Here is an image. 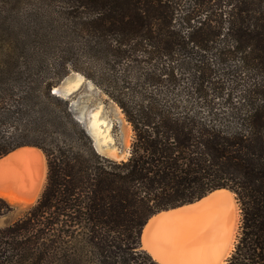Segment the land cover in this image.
Wrapping results in <instances>:
<instances>
[{
	"label": "trees",
	"instance_id": "16d2710c",
	"mask_svg": "<svg viewBox=\"0 0 264 264\" xmlns=\"http://www.w3.org/2000/svg\"><path fill=\"white\" fill-rule=\"evenodd\" d=\"M45 1L56 47L0 50V157L34 146L47 167L0 227V264H158L145 221L222 188L240 211L224 264H264V0ZM70 70L121 109L125 159L99 155L51 94Z\"/></svg>",
	"mask_w": 264,
	"mask_h": 264
},
{
	"label": "bare ground",
	"instance_id": "6f19581e",
	"mask_svg": "<svg viewBox=\"0 0 264 264\" xmlns=\"http://www.w3.org/2000/svg\"><path fill=\"white\" fill-rule=\"evenodd\" d=\"M76 81H82L81 76L67 79V92L76 88ZM90 127L98 138L109 140V125L99 111L92 113ZM45 171L40 151L1 158L0 197L14 203L33 202L41 192ZM238 217L235 196L225 190L214 191L198 202L153 216L142 248L158 264H224L233 249Z\"/></svg>",
	"mask_w": 264,
	"mask_h": 264
},
{
	"label": "rangeland",
	"instance_id": "374dc122",
	"mask_svg": "<svg viewBox=\"0 0 264 264\" xmlns=\"http://www.w3.org/2000/svg\"><path fill=\"white\" fill-rule=\"evenodd\" d=\"M49 3L45 0H0V50H4V48L6 49L11 46L18 48H34L38 49L39 52H45V50L50 52V50L54 49L53 47H56V45L53 46L51 43H46L40 37L42 33H47L48 30L44 29L53 27V4L50 3V5ZM45 10L49 16L45 15L46 19L42 21ZM3 60L4 59H0V61ZM77 76H81L82 81H76L78 85L76 88L70 89L69 93L71 94L66 100L75 102V109L79 110L82 108L87 118H89L93 112L99 111L100 117L109 125V140L104 141L108 146L107 149H111L119 155L124 156L125 159L128 155L132 140V129L130 124L126 121L121 109L81 73L70 70L65 77L74 81L77 79ZM60 82L52 87L51 94H53L52 92L55 87H58V85L61 86ZM71 112L73 113V110ZM46 173L47 167L42 189L45 184ZM40 194L33 202L28 204L10 202L1 197L13 207V211L6 216L0 217V227L20 217L27 209L36 203ZM236 205L239 213L236 229L237 233L240 211L237 202Z\"/></svg>",
	"mask_w": 264,
	"mask_h": 264
},
{
	"label": "water",
	"instance_id": "95a60500",
	"mask_svg": "<svg viewBox=\"0 0 264 264\" xmlns=\"http://www.w3.org/2000/svg\"><path fill=\"white\" fill-rule=\"evenodd\" d=\"M67 79H69V78L65 77V78L60 82V85H61V86L58 85V87H55V88L59 89V92H58L57 90H53L52 93L55 94L56 96H59V97L63 98V99H68V97H69V95H70L71 93L67 92V88H66ZM74 103H75V102H73V101H71V102L69 103L70 111L73 110V114H74L73 117H74V119H75V120H76V121H77V122L83 127V129L85 130L86 134H87V135L90 137V139L92 140V145H93L95 151L98 152V153L101 154V155H104L105 157H109V158L114 159V160L124 159V156L119 155L118 153L112 151L111 149H107V148H108L107 144H105V142H104L101 138H98V137L93 133V131H92L91 127H90V117H91V116H90L89 118H87V116H86V114H85V112H84V110H83L82 108L79 109V110L75 109V107H74L75 104H74ZM26 150H27V151H30V152H31V151H32V152H37V151H40V152H41V150H40L39 148L34 147V146H21V147H18V148H16V149L10 151L9 153L3 155L2 157H0V159L3 158V157H5V156H7V155H9L10 153H15V152L18 153V152H22V151H26ZM41 153H42V152H41ZM42 154H43V153H42ZM218 190H225V191H227V192H229V193H232V194L234 195V193H233L232 191H230V190H228V189H225V188H222V189H215V190H213V191L207 193L205 196L201 197L200 199H198V200H196V201H194V202H191V203L184 204V205H182V206L190 205V204H193V203H195V202H198L199 200L205 198L206 196H208V195L211 194L212 192H214V191H218ZM179 207H181V206H178V207H175V208H171V209H167V210H172V209H176V208H179ZM167 210L159 211V212L153 214L152 216H150V217L145 221L144 225L142 226V228H141V230H140L139 237H138V239H139V248H140V249L144 250V248H142V246H144V235H145L144 233H145V230H146V227H147V224H148L149 220H150L153 216H155V215H157V214H159V213H161V212L167 211ZM144 251H145V250H144ZM225 261H226V260H225ZM225 261H224V263H225Z\"/></svg>",
	"mask_w": 264,
	"mask_h": 264
}]
</instances>
